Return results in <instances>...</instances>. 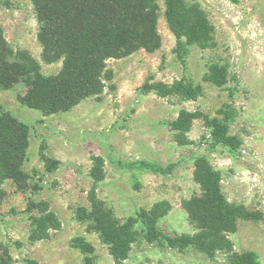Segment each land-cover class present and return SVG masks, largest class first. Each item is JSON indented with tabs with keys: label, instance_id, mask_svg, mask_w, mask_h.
I'll use <instances>...</instances> for the list:
<instances>
[{
	"label": "rangeland",
	"instance_id": "374dc122",
	"mask_svg": "<svg viewBox=\"0 0 264 264\" xmlns=\"http://www.w3.org/2000/svg\"><path fill=\"white\" fill-rule=\"evenodd\" d=\"M209 21L215 45L179 43L160 0L162 46L109 59L113 78L103 93L72 109L44 115L21 103L24 84L0 89V104L31 126L25 163L28 185H0V264H233V255L255 251L264 264V0H196ZM0 30L15 54L37 61L44 74L62 62L47 63L38 39L31 0H0ZM180 82L202 85L194 99L175 90ZM183 113L189 125L177 129ZM220 120L228 142L215 145ZM219 122V121H218ZM207 155L221 191L245 216L222 232L223 246H170L150 240L141 227L127 259L116 261L98 232L78 219L89 206L96 158L104 160L98 194L122 221L139 209L160 204V230L170 236L210 231L190 208L204 193L196 160ZM135 159L177 162L173 174L134 170ZM48 208L59 221L38 238L36 217ZM208 229V230H207ZM84 238L93 251L84 252Z\"/></svg>",
	"mask_w": 264,
	"mask_h": 264
},
{
	"label": "trees",
	"instance_id": "16d2710c",
	"mask_svg": "<svg viewBox=\"0 0 264 264\" xmlns=\"http://www.w3.org/2000/svg\"><path fill=\"white\" fill-rule=\"evenodd\" d=\"M39 22L38 39L42 57L47 63L62 62L57 73L44 74L37 61L14 53L0 30V89L24 84L26 92L18 99L26 106L40 110L44 115L72 109L82 100L99 96L112 80L108 60L123 58L140 50L155 52L162 46L158 23L160 0H31ZM166 18L179 43L203 47L216 43L212 28L196 0H164ZM175 90L186 99H194L202 92V85L180 82ZM194 115L183 113L175 122L177 129L186 128ZM219 121V122H218ZM215 145L228 142L220 120L214 121ZM31 126L11 110L0 104V185L13 180L21 189L28 185L25 163L29 156ZM91 172L93 187L88 194L89 206L81 207L78 219L90 230L98 232L108 245L116 261L129 257L136 240L138 227L150 240H166L170 246L185 248L197 246L208 250L211 243L223 246L222 232L233 226L236 219L245 216L244 208L230 205L224 197L218 173L207 155L196 160V177L204 193L190 208L195 221L205 223L210 231L194 235L170 236L159 228L165 213L160 204L139 209L135 215L122 221L98 194V185L104 179V160L97 157ZM134 170L171 175L177 162L164 164L149 159H135L129 164ZM36 217L34 231L38 238L47 235L50 228H59L55 214L44 207ZM208 230V229H207ZM84 252L93 251L84 238L78 240ZM233 264H259L255 251L233 255Z\"/></svg>",
	"mask_w": 264,
	"mask_h": 264
}]
</instances>
